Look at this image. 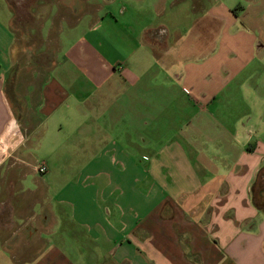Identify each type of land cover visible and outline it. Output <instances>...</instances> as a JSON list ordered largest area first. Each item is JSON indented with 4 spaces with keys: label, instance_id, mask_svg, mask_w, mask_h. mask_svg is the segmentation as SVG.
I'll return each mask as SVG.
<instances>
[{
    "label": "crops",
    "instance_id": "1",
    "mask_svg": "<svg viewBox=\"0 0 264 264\" xmlns=\"http://www.w3.org/2000/svg\"><path fill=\"white\" fill-rule=\"evenodd\" d=\"M225 1L18 0L54 51L17 115L0 0V264H264L260 2Z\"/></svg>",
    "mask_w": 264,
    "mask_h": 264
},
{
    "label": "rangeland",
    "instance_id": "2",
    "mask_svg": "<svg viewBox=\"0 0 264 264\" xmlns=\"http://www.w3.org/2000/svg\"><path fill=\"white\" fill-rule=\"evenodd\" d=\"M78 2V0H75ZM234 0H227L225 2L231 3ZM239 2L241 5L248 3L250 0H235ZM12 2V8L15 10L14 13V23L15 25H18V28L20 26L21 29H18L16 31V39L14 43V63L12 70L10 72L9 76V81H10V87H13L15 85V94L12 92V105L14 106V110L16 111V114L19 115L22 113V108L20 107V95H22V92L27 90L28 84H36V79L34 78V73L36 70L40 71L42 69L41 65L36 66V62L43 64L45 67L47 63L50 62L51 60V54H53L54 51V44L50 43V45H43L42 41V36L40 34L39 30V24L40 21H38L33 15L28 14V18L24 17V20H19V15H18V6L17 2L18 0H11ZM257 2H260L257 4V6L253 7L251 9V14L253 19V26L256 28L257 32L259 33L260 31L264 33V0L260 1L257 0ZM168 1H165V4L167 5ZM47 6V5H44ZM115 7V5L113 6ZM33 10V9H32ZM261 12V17H259V14ZM24 22H26L24 24ZM43 25H47L46 21L43 20L42 22ZM54 25L56 26V22H54ZM26 26H33L37 28H33L32 30H27ZM42 29V28H41ZM264 37V35H263ZM43 45V46H42ZM46 46V47H44ZM44 69V68H43ZM15 82V84H14ZM20 87V88H19ZM21 92V93H20ZM20 93V94H19ZM23 115V113H22ZM22 129H25L24 126H22ZM23 131V130H22ZM25 133L26 130L24 131ZM50 134L47 135L49 137ZM40 138H42L39 133H37L34 138L32 139L31 144L27 150V152L32 156L30 161H35V163H39L37 165L42 164L41 161H47L49 158V142H40ZM25 143H28L25 142ZM38 143H41L39 146H37ZM147 146V145H146ZM25 148V146H24ZM27 156L25 155V152H20L19 154V159L13 160L11 158L10 160L14 163L15 161L16 165H19L21 167V170L17 168L15 171V174H12L13 178L15 179L14 182H23L24 180L26 181L27 186H30L31 184H34V178L31 177L30 174H28L23 180L21 177H18V172L23 171L25 169L24 163L21 160H28L26 158ZM10 161V164H13ZM21 161V162H19ZM41 175V174H38ZM8 179L4 180V183H7ZM32 186V185H31ZM4 195V193L1 192V196Z\"/></svg>",
    "mask_w": 264,
    "mask_h": 264
},
{
    "label": "built area",
    "instance_id": "3",
    "mask_svg": "<svg viewBox=\"0 0 264 264\" xmlns=\"http://www.w3.org/2000/svg\"><path fill=\"white\" fill-rule=\"evenodd\" d=\"M5 147V141H4V137H0V150H4ZM46 168L44 164H40L36 167V171L38 173H43L45 172Z\"/></svg>",
    "mask_w": 264,
    "mask_h": 264
}]
</instances>
